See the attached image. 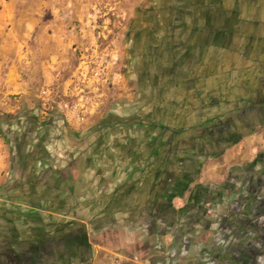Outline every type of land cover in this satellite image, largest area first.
Returning <instances> with one entry per match:
<instances>
[{
    "label": "crops",
    "instance_id": "0c3cea01",
    "mask_svg": "<svg viewBox=\"0 0 264 264\" xmlns=\"http://www.w3.org/2000/svg\"><path fill=\"white\" fill-rule=\"evenodd\" d=\"M93 9L0 0V264H264V0H138L126 91L75 130L36 93L72 70ZM147 23L161 78L137 86ZM21 127L61 159L12 162Z\"/></svg>",
    "mask_w": 264,
    "mask_h": 264
},
{
    "label": "built area",
    "instance_id": "2783aa9c",
    "mask_svg": "<svg viewBox=\"0 0 264 264\" xmlns=\"http://www.w3.org/2000/svg\"><path fill=\"white\" fill-rule=\"evenodd\" d=\"M111 12V11H109ZM96 15L85 23L90 39L74 44L72 70L56 85L42 86L36 93L41 115H58L70 128L79 130L100 118L111 99L126 91L120 69L123 46L121 23L108 13ZM79 27L76 31H84Z\"/></svg>",
    "mask_w": 264,
    "mask_h": 264
},
{
    "label": "flooded vegetation",
    "instance_id": "af4514ba",
    "mask_svg": "<svg viewBox=\"0 0 264 264\" xmlns=\"http://www.w3.org/2000/svg\"><path fill=\"white\" fill-rule=\"evenodd\" d=\"M161 30L159 26L154 27L147 23L144 26H140L132 37L129 70L137 86L145 85L147 82L158 81L161 78L159 56L155 53V48L150 42L151 38L159 35ZM252 106H256L254 105V100H250L248 103V107ZM34 131L32 127L26 129L21 127L19 132L13 135L3 132L12 162L19 165H28L45 162L49 158L51 162H55L57 159L60 160L61 158L58 156H52L53 149H50L47 145L51 137L45 134L34 135ZM206 133V131H203L201 134ZM168 140V144H172V141Z\"/></svg>",
    "mask_w": 264,
    "mask_h": 264
},
{
    "label": "rangeland",
    "instance_id": "374dc122",
    "mask_svg": "<svg viewBox=\"0 0 264 264\" xmlns=\"http://www.w3.org/2000/svg\"><path fill=\"white\" fill-rule=\"evenodd\" d=\"M138 0H87L92 7V16H99L98 12L101 14L108 13L107 16L113 15V18L117 19L121 23L122 32L124 33L125 28L128 24V19L132 12L133 4ZM110 8H115V10L109 12ZM65 76V75H64Z\"/></svg>",
    "mask_w": 264,
    "mask_h": 264
}]
</instances>
